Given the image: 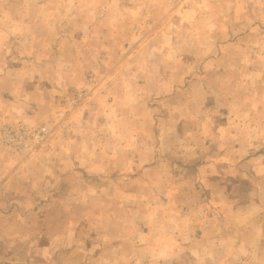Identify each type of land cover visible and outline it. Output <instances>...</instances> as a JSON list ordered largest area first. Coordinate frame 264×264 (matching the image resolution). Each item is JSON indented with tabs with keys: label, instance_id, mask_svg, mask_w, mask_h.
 Returning <instances> with one entry per match:
<instances>
[{
	"label": "crops",
	"instance_id": "0c3cea01",
	"mask_svg": "<svg viewBox=\"0 0 264 264\" xmlns=\"http://www.w3.org/2000/svg\"><path fill=\"white\" fill-rule=\"evenodd\" d=\"M110 1L105 4L108 10L103 12V16L95 8L88 11L83 7L77 9L80 17L77 35L80 36L73 42H70L72 37L69 36V43L74 45L68 50L71 51L69 57L46 55L38 62L37 55H32L33 52L36 54V40H29L28 48L32 47V51L23 59L17 56L7 59L5 52L0 54V126L12 120L38 124L58 119L63 96L82 88L89 72L95 74L97 80L92 94L71 112L67 122L68 131L58 126L49 142L37 152L30 155L15 153L0 144V260L14 264H105V260L110 259L113 264H150L149 257L158 255L164 258L167 254H179L177 235L167 233L165 237L164 222H159L162 229L159 233H163L155 240L156 250L149 249L145 231L147 226L140 228V235L134 236L129 211L150 208V185L146 179L150 175L159 179L156 191H173V187L165 189L161 181L166 177V171L160 169L154 173L141 166L134 171V161L148 160L150 152L139 155L145 142L139 134L134 140L133 134L128 132L144 125L158 127L154 114L146 122L141 118L142 106L147 110V119L158 108L155 101L145 99L146 93L159 97L179 90L181 61L179 58L165 57V43L159 40V33L162 32L156 30L159 26L152 25V39H147L142 32L145 28L142 24H145L147 16L146 7L155 14L152 9H162L160 3L166 5L167 0H138L134 3H131L134 0H119L124 1L120 5V9H123L121 12L112 8L117 0ZM229 1L235 3L234 12L226 9ZM246 1L191 0V13L194 17L200 13V17L204 15L213 20L234 15L243 17ZM77 4L80 6V1ZM204 5L208 7L202 13L198 7ZM177 10L180 11V8ZM16 11L14 5L12 9H0V49L13 46L20 49L23 45L19 34L21 22ZM50 12L47 21L52 24ZM22 13L23 17L28 18V22L24 23L28 26L31 22L29 10L25 9ZM86 15L90 17L88 25L84 20ZM222 22L221 35L227 40L218 43L216 49L225 51L229 47H236L239 50L240 41H229L227 38L229 27L234 28V24ZM101 33L106 34L107 38L101 40ZM33 37L36 38L35 34ZM48 37L46 35L44 41L50 46ZM64 39L67 38H61ZM211 39L213 48L217 46V39L214 36ZM256 40L259 41L258 38ZM45 50L47 54L49 48L46 46ZM223 55L205 60L206 80L219 82L222 95L228 91L233 95L236 91L240 97L253 98L252 101H242L241 112L264 113V56H236L233 59L232 56ZM166 64L172 67L171 72H159L158 67ZM193 64L196 65L197 61ZM69 66H74L75 71ZM144 66H148V73L143 72ZM193 69L194 80L205 78L198 74L196 66ZM150 80L154 82L153 88L144 83ZM257 97L258 101L255 100ZM133 106H136V116L132 118L135 121L131 122L128 113ZM90 110L93 117L91 128L94 130L91 153L78 139L84 137L85 129L89 127L87 114ZM131 113L134 114L133 109ZM74 133L80 135L74 136ZM158 142L156 139V143L147 148L154 158L156 154L163 156L162 152L156 150ZM73 145L77 150H72ZM218 173L231 178L227 183L233 182V185L228 186L235 188V182L241 181L242 177L251 178L256 171L252 170L250 174L241 169L226 168ZM205 187L212 188V184ZM211 198L215 199V196L211 195ZM202 204L204 207L200 208ZM202 204H196L195 208L204 209L205 213H213L208 212L209 209L218 211L216 214H220L221 220L231 215V212H226L225 202L216 204L206 201ZM77 210H81L78 215ZM258 211L257 215L246 218L241 224H225V233L221 229L217 231L213 223H210L212 228L209 230L207 224L202 223L205 226L201 228L198 223L190 222L194 229L187 238L194 246L190 250V257L231 255L239 258V264H246L245 257L250 253L258 259L264 258V249L252 247L263 239L262 199ZM161 217L159 219L163 221L164 216ZM90 231L95 235L90 236ZM83 232L89 235L86 237ZM231 239H236L235 254L233 251L227 254L226 250L215 252L216 245L222 248ZM93 242H96L94 247ZM158 264H163V260Z\"/></svg>",
	"mask_w": 264,
	"mask_h": 264
},
{
	"label": "rangeland",
	"instance_id": "374dc122",
	"mask_svg": "<svg viewBox=\"0 0 264 264\" xmlns=\"http://www.w3.org/2000/svg\"><path fill=\"white\" fill-rule=\"evenodd\" d=\"M78 1L81 3L80 6L77 4ZM135 1L138 2V0H134L131 3ZM109 2L111 1L7 0L4 2V0H0V9H12V5H14L15 11L19 10L16 13L19 15V21L21 22L19 34L21 35V41H23L20 49L15 46L8 49L2 48L0 54L5 52L7 59H11L12 56L23 59L32 51V47L31 49L28 48L29 40L31 42L36 40V54L31 53L37 55L38 62L39 59H44L46 55L69 57L71 51L68 50L74 47L68 41L69 36L72 37L70 42L80 36L77 35L78 30H80V27H78L80 17H78L79 13L76 12L77 9L81 10L83 7V10L88 11L95 8L103 16V12L108 10L105 4H109ZM123 2L117 0L112 8L118 9L120 12L123 11V9H120ZM191 3V0H167L166 5L160 3L162 9H152L155 14L147 10L148 7L145 9L147 16L145 17V24H142L145 26L142 32L148 37L147 39H150V33L153 30L152 25L159 26L156 29L162 32L159 33V40L164 42L166 46L163 53L165 57L180 59L182 77L180 84L177 86L179 90H176L174 94L166 93L156 97L146 93L147 97L145 99L155 101L154 104L157 105L155 107L158 108L155 113H150V117L147 119V110L142 106L141 118L146 122L154 114L155 123L158 127L144 125L128 130L130 134H133L134 140L139 134L140 139L145 142L142 143L139 155L150 152L148 160L144 159L142 161L139 159L140 161H134V171H137L140 166L152 170L154 173L157 172L156 170L162 169L166 171V177L161 180L165 185V189L173 187L172 192L162 193L156 191L158 178H153L152 175L147 177L146 179L150 185L148 192L150 208L129 210L132 219L131 225L134 236L140 235V228L147 226L145 231L149 239V249L156 250L157 242L155 240L160 233H163H159V230H162L159 222H164L162 227L164 228L165 237L167 233L177 235L179 254H167L164 258L158 255L149 257L150 264H158L162 260L163 264H239V258L231 255L225 257L209 255L206 258L190 257L192 255L190 250L194 246L192 242L187 241V238L194 231L190 222L198 223L201 228H204V224H207L209 230L212 228L210 223H213L216 225L217 231L221 229L225 233V224H241L246 218L257 215L261 207V199L264 200V113L241 112L242 101L244 99L252 101L253 98L240 97V93L236 91L233 95L230 94V91L222 95L218 87L219 82L207 81L204 76L206 71L204 62L211 57H221L223 53V56H232L233 59L236 56H264V0H247L243 17L234 15L226 18H214V20L210 17L205 18L204 15L200 17V13L198 17H194L191 13L193 8ZM204 6L198 7L202 13L208 7L207 5ZM177 8H180V11ZM25 9L29 10L28 16H30L29 21H31L28 26L24 25L28 22V18L23 17L24 13H22ZM226 9L234 12L236 9L235 3L232 4L229 1L226 4ZM48 11L51 13L52 24L47 21L50 17ZM157 12L161 13L156 16ZM84 20L85 24L88 25L90 17L86 15ZM220 21H223V24H234L233 31H231L230 25L229 37L227 38H229V41L232 39L240 41L242 49L240 47H237L239 50H236V47H229L225 51L221 48L216 49L218 43L227 40L221 35ZM71 34H75V37ZM46 35L49 36L47 43L50 46L44 41ZM106 36V34L101 33L100 39L104 40V38H107ZM211 36L217 39V46L214 45L213 48ZM62 37L67 39L63 41L61 40ZM5 40L7 41V35ZM46 46L49 48L47 54ZM195 61H197L196 65L193 64ZM168 65L158 67V71L171 72L172 67ZM195 66L198 74L205 78L198 77L196 80L192 78ZM147 67L144 66L143 72H149ZM68 68L72 69L73 72L75 71L74 66ZM140 72H142V69ZM144 83L153 88L154 82L151 80L144 81ZM261 85H263V82H261ZM255 100L258 101L259 98L257 97ZM260 100L263 101V98ZM131 109H133L134 114L131 113ZM131 109L128 113L130 117L128 120L133 122L135 120L132 118L136 116V111H134L136 106ZM88 113L89 127L85 129L84 137H78V139L83 143V147L88 148L89 153H91L94 130L91 128L93 120L91 110ZM73 135L76 136L77 134L74 133ZM78 135L80 134L78 133ZM156 139L159 140L156 150L162 152L163 156H157L156 154L154 158L152 151L147 150V148H150V144L156 143ZM258 141L259 144H257ZM71 148L74 150V145ZM85 153H88V151ZM226 168L241 169L248 171L250 174L252 170H255L256 173L251 178H240L241 181L235 182L237 186L233 188L229 187V183H227L228 179L231 178H225L222 173H218V171ZM213 170L217 171L212 172ZM197 174L201 175L196 177ZM209 184H212V188L205 187ZM229 185H233V182ZM211 195L215 196V199H212ZM224 195L226 197H223ZM206 201H212L216 204L225 202L226 212H231V215L225 216L221 220L220 214H216L218 211L209 209L208 212L213 213H205L204 209L195 208L196 204H202ZM203 207L204 204L200 208ZM77 211L78 215L81 210ZM120 212H123V210H120ZM161 215L164 216L163 221L159 219L162 218ZM141 220H144L143 224H140ZM220 224L222 225L220 226ZM193 225L195 226V224ZM90 234V236H93L95 232L90 231ZM203 234L205 236V233ZM84 235L87 237L89 233L86 232ZM96 239H98V236H96ZM95 244L96 242H93L92 246L94 247ZM217 247L219 246L216 245L215 252L220 253L226 250L227 254H231L233 249L237 247L236 239L228 240L222 248L217 249ZM252 247L264 249V232L262 241L256 246L252 245ZM233 254H235V251H233ZM116 259L121 260L122 258L117 257ZM245 261L246 264H264V258L258 259L253 253L247 255ZM105 262V264H113L110 259H106ZM94 264H98V262Z\"/></svg>",
	"mask_w": 264,
	"mask_h": 264
},
{
	"label": "built area",
	"instance_id": "2783aa9c",
	"mask_svg": "<svg viewBox=\"0 0 264 264\" xmlns=\"http://www.w3.org/2000/svg\"><path fill=\"white\" fill-rule=\"evenodd\" d=\"M95 83H97L95 74L89 72L82 88L65 94L58 110V119L38 124L21 120L4 123L0 126V144L15 153L30 155L37 152L49 142L58 126L63 127L65 132L68 131L67 122L71 112L92 94Z\"/></svg>",
	"mask_w": 264,
	"mask_h": 264
},
{
	"label": "water",
	"instance_id": "95a60500",
	"mask_svg": "<svg viewBox=\"0 0 264 264\" xmlns=\"http://www.w3.org/2000/svg\"><path fill=\"white\" fill-rule=\"evenodd\" d=\"M0 264H14V263L8 262V261H4V260H0Z\"/></svg>",
	"mask_w": 264,
	"mask_h": 264
}]
</instances>
